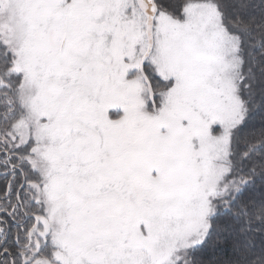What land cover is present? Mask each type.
<instances>
[{"label":"snow or ice","instance_id":"1","mask_svg":"<svg viewBox=\"0 0 264 264\" xmlns=\"http://www.w3.org/2000/svg\"><path fill=\"white\" fill-rule=\"evenodd\" d=\"M0 264H264V0H0Z\"/></svg>","mask_w":264,"mask_h":264}]
</instances>
